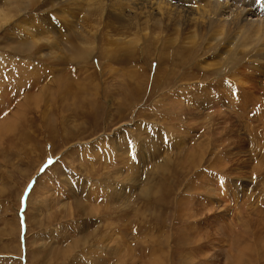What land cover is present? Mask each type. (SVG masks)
<instances>
[{
  "label": "rangeland",
  "instance_id": "1",
  "mask_svg": "<svg viewBox=\"0 0 264 264\" xmlns=\"http://www.w3.org/2000/svg\"><path fill=\"white\" fill-rule=\"evenodd\" d=\"M43 27L0 38V264H264L263 92L247 103L229 73L200 71L218 61L205 37L80 64L65 52L76 23L27 51ZM22 66L44 71L38 85Z\"/></svg>",
  "mask_w": 264,
  "mask_h": 264
},
{
  "label": "bare ground",
  "instance_id": "2",
  "mask_svg": "<svg viewBox=\"0 0 264 264\" xmlns=\"http://www.w3.org/2000/svg\"><path fill=\"white\" fill-rule=\"evenodd\" d=\"M254 1L252 0V3ZM74 11L76 15L84 13L93 25L86 28L81 26L78 16L72 21L70 16ZM111 19L118 26L116 29L105 22ZM72 23H76L79 27L77 44L81 47L72 48L73 42L67 39L71 46L65 52L69 55L70 61L75 60L80 64H86L92 59H104L113 62L118 54L123 53L120 50L126 51L124 55L122 54L124 57L134 59L137 52L147 56V50L153 48L156 50V47L162 45H167L184 54V48L191 49L190 45L193 42L197 44L196 39L205 37V47L216 48L213 57H216L218 61L210 63L202 60L200 67L196 64L200 71L214 75L215 80L229 73L230 83L239 86L240 93L247 103L246 95L251 94V91L255 89L263 92L264 95V17L256 14L252 5L246 0H0V38L4 40L11 38L17 41L15 43H19L21 37L29 35L38 24L45 25L43 28L53 31L41 32L39 34L41 37L36 39L37 44L34 41L29 44L27 51L32 50L34 54L43 51V48L50 49L56 46L49 37L51 33L61 35ZM187 29H191L192 32L183 37ZM111 33H115L118 39L111 41L109 47L108 45L100 47L99 43L112 38ZM33 36L31 34V37ZM111 46L119 48L111 49ZM28 55L31 53L28 52ZM43 56L45 55L38 56L36 62L42 61ZM155 59L157 60L156 57ZM9 65H12V62H9ZM21 69L18 71L23 74V76L20 74L21 79L27 81L30 78L31 84L38 85L40 77L43 78L44 71L41 69L38 70L39 73L34 67L27 70L22 66ZM93 75L90 73L88 77ZM59 83L58 91H56L59 96L57 103L68 104L71 97L69 96L71 84L68 80L64 82L61 80ZM127 88L135 91L132 80L127 82ZM3 93L5 92L2 91L1 94ZM218 95L221 94L215 93L214 99ZM259 99L264 102L263 97ZM255 100L254 97L252 101ZM235 103H238L240 107L237 111L244 110L245 104H241L240 100ZM69 106L66 105L67 108ZM236 112L233 111L235 120L239 118ZM257 113H255L256 116ZM12 120L15 121L14 118ZM102 240L103 238H99V241Z\"/></svg>",
  "mask_w": 264,
  "mask_h": 264
}]
</instances>
